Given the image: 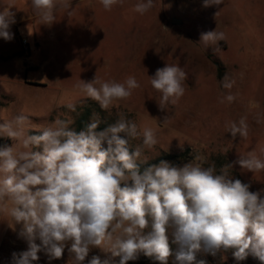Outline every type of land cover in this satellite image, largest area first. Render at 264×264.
I'll use <instances>...</instances> for the list:
<instances>
[{
	"label": "rangeland",
	"instance_id": "rangeland-1",
	"mask_svg": "<svg viewBox=\"0 0 264 264\" xmlns=\"http://www.w3.org/2000/svg\"><path fill=\"white\" fill-rule=\"evenodd\" d=\"M141 2L147 0H123L105 10L100 0H71V8L57 5L51 24H45L36 10L33 15L39 16H33L26 37H21L24 59L20 58V65L25 74L0 66V124H11L22 135L11 138L0 131V136L10 139L17 154L42 152V145L25 148L23 139L55 127L57 119L68 121L76 130V121L86 108L93 112L101 108L79 86L82 80L96 77L99 87L134 76L140 87L127 99L113 101L107 110L101 108L94 120L105 129L120 118L137 125L139 135L129 138L130 150L141 148L137 164L188 152V158L170 162L214 165L217 173L224 165H232L227 169L229 177L249 183L250 191L264 189V170L249 172L235 163L249 153L264 160V0H222L208 7L203 0H153V7L144 14L135 10ZM175 18L182 24H173ZM213 30L224 38L207 44L200 41L202 33ZM24 40L29 43L28 53L23 50ZM166 64L179 65L187 78L184 95L174 104L170 100L161 111L162 94L152 87L150 77ZM225 75L231 88L221 84ZM228 95L234 100L228 101ZM19 115L29 119L18 124L15 118ZM165 116L169 119L164 120ZM242 119L247 135L232 137L230 125L240 126ZM145 128L155 133L157 143L152 147L143 144ZM197 156L202 159L196 161ZM12 206L7 199L0 202V246L6 234L13 233L12 227H22L10 215ZM173 239L169 233L173 255L167 264H179ZM102 248L109 264H120L121 257L108 251L110 242ZM234 251L221 249L212 255L201 250L194 264L200 260L206 264H264L250 251L238 261ZM126 264L160 262L140 253Z\"/></svg>",
	"mask_w": 264,
	"mask_h": 264
},
{
	"label": "clouds",
	"instance_id": "clouds-1",
	"mask_svg": "<svg viewBox=\"0 0 264 264\" xmlns=\"http://www.w3.org/2000/svg\"><path fill=\"white\" fill-rule=\"evenodd\" d=\"M100 3L111 10L123 0ZM221 3L203 0L204 7ZM32 5L45 24H51L57 5L71 8V0H32ZM152 7L153 0H147L135 5V10L144 14ZM13 23L10 7L0 10V37L6 41L13 39ZM223 38V33L213 30L202 33L200 41L207 44ZM186 78L182 67L168 64L150 77L152 87L162 94L158 104L161 111L170 100L174 104L184 95ZM227 81L225 75L222 86L231 88ZM97 82L95 77L82 80L79 86L104 110L140 87L134 76L123 83L103 82L99 87ZM226 99L232 101L234 97L228 95ZM15 119L22 124L29 118L19 115ZM98 123L93 120L77 132L68 121L57 119L55 127L23 139L25 148L42 145V152L17 154L13 146L0 147V202L11 201L10 215L22 224L20 235L28 241L26 251L13 253V264H32L39 260L41 251L50 259H60L68 241L73 264L85 260L90 245L102 248L105 242L111 243L108 251L113 256L121 257L120 264L137 259L140 253L167 264L173 255L169 233L178 245L175 259L179 264H194L201 250L215 255L221 249H235L233 256L238 261L249 251L264 261V189L250 191L249 183L229 177L227 169L232 165H224L217 173L214 165L204 167L190 161L178 166L162 160L141 171L137 164L141 148L129 147V138L139 135L137 125L120 118L97 131ZM0 131L11 138L22 135L11 124H0ZM229 133L232 137L246 136L244 120L240 126L232 123ZM156 143L154 131L145 128L143 144L152 147ZM201 159L195 157L196 161ZM235 163L249 172L264 170V160L253 153ZM89 264L109 261L93 256ZM198 264L206 262L200 260Z\"/></svg>",
	"mask_w": 264,
	"mask_h": 264
},
{
	"label": "crops",
	"instance_id": "crops-1",
	"mask_svg": "<svg viewBox=\"0 0 264 264\" xmlns=\"http://www.w3.org/2000/svg\"><path fill=\"white\" fill-rule=\"evenodd\" d=\"M10 7L14 13V20L10 26L13 39L10 41L0 37V66L3 68L11 67L20 74H25L20 63V58L24 59L21 50V37H26V32L30 29V20L36 9L32 5V0H0V10ZM31 51V50H30ZM11 229V228H10ZM20 229H14L8 232L2 240L0 246V264H13V253L19 254L28 249V241L20 235ZM40 244L41 241H35ZM71 241L66 242L64 253L60 259H50L45 251L38 253L39 260L33 261L32 264H73L74 254L69 252ZM93 256H99L101 260H105L103 248L97 246H89L88 256L81 264H89Z\"/></svg>",
	"mask_w": 264,
	"mask_h": 264
},
{
	"label": "trees",
	"instance_id": "trees-1",
	"mask_svg": "<svg viewBox=\"0 0 264 264\" xmlns=\"http://www.w3.org/2000/svg\"><path fill=\"white\" fill-rule=\"evenodd\" d=\"M93 105L95 107H97L96 104H93ZM85 108L86 107H84V109ZM100 111H102L101 108H96V111H94L95 112L94 113L93 110H91L90 108H86L85 111L80 115V117L76 121V125H75L76 131L79 132L81 130L86 129L87 125H89L90 123L93 122V120L95 119V115L97 113H99ZM109 123H111V121ZM109 123H106V125L107 124L109 125ZM104 129H105V127L103 125L97 127V131H102ZM10 144H11L10 139L0 136V147H3L5 145L10 146ZM183 158L184 159L188 158V152L181 153V154H174V155H171V154L163 155V156L157 158L156 160H154L152 162L138 164V166H139L140 170L143 171L145 168H147L151 165L159 164V162L162 160L170 162V161H175L177 159H183Z\"/></svg>",
	"mask_w": 264,
	"mask_h": 264
},
{
	"label": "built area",
	"instance_id": "built-area-1",
	"mask_svg": "<svg viewBox=\"0 0 264 264\" xmlns=\"http://www.w3.org/2000/svg\"><path fill=\"white\" fill-rule=\"evenodd\" d=\"M23 50L25 51V52H29V50H30V48H29V43H28V41L27 40H24L23 41Z\"/></svg>",
	"mask_w": 264,
	"mask_h": 264
},
{
	"label": "water",
	"instance_id": "water-1",
	"mask_svg": "<svg viewBox=\"0 0 264 264\" xmlns=\"http://www.w3.org/2000/svg\"><path fill=\"white\" fill-rule=\"evenodd\" d=\"M173 24H175V25H180V24H182V20H179V19H173Z\"/></svg>",
	"mask_w": 264,
	"mask_h": 264
}]
</instances>
